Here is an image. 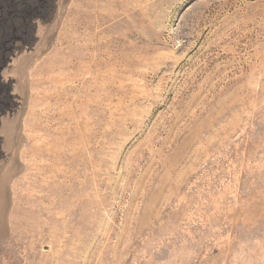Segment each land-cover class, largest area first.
<instances>
[{
  "label": "rangeland",
  "instance_id": "obj_1",
  "mask_svg": "<svg viewBox=\"0 0 264 264\" xmlns=\"http://www.w3.org/2000/svg\"><path fill=\"white\" fill-rule=\"evenodd\" d=\"M12 10L0 264H264V0Z\"/></svg>",
  "mask_w": 264,
  "mask_h": 264
},
{
  "label": "trees",
  "instance_id": "obj_2",
  "mask_svg": "<svg viewBox=\"0 0 264 264\" xmlns=\"http://www.w3.org/2000/svg\"><path fill=\"white\" fill-rule=\"evenodd\" d=\"M25 4H23V8L19 9V14L16 12V15L30 20L33 17V11L36 10V7L31 8L30 4H28V6ZM14 6L15 0H0V33L2 35H9L13 32V28L11 26H7L6 21H11V19H13L12 16L15 17V12L12 10L14 9Z\"/></svg>",
  "mask_w": 264,
  "mask_h": 264
}]
</instances>
